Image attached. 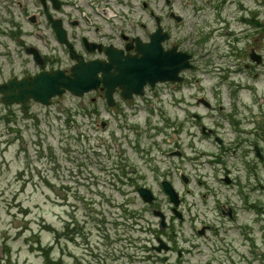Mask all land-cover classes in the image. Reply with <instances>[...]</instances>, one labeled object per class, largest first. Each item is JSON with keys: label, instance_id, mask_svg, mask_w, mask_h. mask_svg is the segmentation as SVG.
<instances>
[{"label": "rangeland", "instance_id": "rangeland-1", "mask_svg": "<svg viewBox=\"0 0 264 264\" xmlns=\"http://www.w3.org/2000/svg\"><path fill=\"white\" fill-rule=\"evenodd\" d=\"M234 7V4L226 6L227 18ZM260 10L264 18V7ZM206 19L212 23V11ZM214 40L209 41L206 51L212 57L219 50L213 46ZM245 41L242 42L244 49ZM194 47L199 52L200 48ZM255 52L263 58L260 52ZM243 57L245 61L250 60L248 53L243 52ZM8 75L9 71L1 74L0 81ZM248 81L257 85L258 93L242 89L240 94L245 100L237 102L239 108L234 101L219 102L227 104L228 109L238 108L240 125L234 126L225 113L207 115L206 125L218 128L219 133L214 131L197 143L194 140L195 148L186 145V137L182 147L185 159L166 153L174 149V134L166 116L172 119L177 109L168 100L156 97L140 100L136 111L127 110L129 120L125 116H113L109 111L99 116L90 115L91 94L79 98L68 92L55 98L50 106L30 101L26 108L0 100V264H50L39 250L41 245L51 247L52 264H164L160 259L163 253L147 249L145 243L151 248L152 243L157 244L158 232L166 235L173 229H160L152 208L134 220L135 226H131V219L124 217L123 205L132 211L130 215L144 209L145 205L138 190L130 185L122 186L119 176L117 180L112 177L114 163L123 156L124 148L125 158L137 162L140 169L138 173L137 169L129 168L130 177L141 176L135 182L139 187H152L158 208L167 214L171 212V202L161 185L165 179L182 192V206L187 216L199 214L203 219L202 193L206 188L210 193L206 209L210 220H214L218 215L217 200L228 199L243 205L239 188H249L251 173V183H256L259 189L248 192L262 207L264 161L256 159L253 144L264 151V77L250 76ZM243 82L247 83L245 79ZM104 104L102 99L96 103L101 110ZM121 104L125 107L123 102ZM102 119L108 120L105 128L101 126ZM128 121L133 124L131 128L125 125ZM137 134L148 157L146 153L141 155L135 151L129 143ZM216 135L224 138L225 147L218 145ZM220 157L232 170L230 176L238 178L237 183H227L221 178L225 176L221 170L223 164L211 162ZM189 158H195L194 171ZM183 172L191 173L188 186L181 180ZM253 173H257V179ZM97 216L102 218L100 225ZM253 216L252 211L244 213L245 218ZM189 226L187 220L183 228L176 229L188 237L193 234ZM148 254L153 257L149 259ZM198 259L206 262L203 257Z\"/></svg>", "mask_w": 264, "mask_h": 264}, {"label": "flooded vegetation", "instance_id": "flooded-vegetation-1", "mask_svg": "<svg viewBox=\"0 0 264 264\" xmlns=\"http://www.w3.org/2000/svg\"><path fill=\"white\" fill-rule=\"evenodd\" d=\"M249 1L241 0L243 5L239 6L243 12L240 21L245 27L232 31L226 11L213 0H0V75L9 71L0 84L11 78L28 77L35 74L36 70L51 68L52 65L55 68H70L75 62L69 57L71 63L67 64L66 54L71 52L72 47L87 61L105 60L109 48L139 53L153 32L161 28L163 48L190 54L193 67L181 72V81L160 82L155 88L146 86L142 96L134 94L131 99L123 100L122 90L118 88L112 109L117 108L118 113L128 116L119 100L135 111L139 105L137 101L151 95L149 91L156 90L158 98L170 93L172 98L182 103L179 106L183 123L179 124L177 119L173 126L176 141L182 140L184 131L189 140L194 136L190 130L195 126L200 127V137L195 135V138L205 139L206 133L214 130L206 129V114L193 110L190 112L188 101L220 99L215 86L238 85L237 76L242 70L239 63L244 51L247 54L254 49L262 54L260 62L245 64L248 67L245 71H252L257 79L264 77V38L254 31L252 24L254 16L262 18V15L259 10H251ZM211 11L213 24L206 19ZM237 11L233 10L232 15ZM57 30L66 31L69 45L60 41ZM212 35L220 38V41L215 38L213 46L223 53L206 60V56L210 55L206 51L209 50ZM244 40L247 45L245 49L242 44ZM194 46L200 48L199 52ZM210 68L220 69L222 81L217 85L206 86V73ZM92 93L91 100L99 111L95 104L100 99H106V90L101 84ZM227 170L230 172L225 167L224 175ZM250 186L249 192H255V188ZM249 192L248 195L243 194L248 198L243 205H236L228 199L217 200L218 215L214 220H210L211 215L206 209V198L210 194L206 188L202 194L205 203L203 219L199 214L187 216L181 206L185 217L181 220L175 217L169 222V228L174 229V225L183 228L182 224L189 220L193 234L185 237L179 229H174L171 235L166 234L171 248L164 258L177 264H264V206L259 207L250 198ZM246 210L252 211L254 216L245 218ZM198 221L200 225H197ZM199 257L205 258L206 263Z\"/></svg>", "mask_w": 264, "mask_h": 264}, {"label": "water", "instance_id": "water-1", "mask_svg": "<svg viewBox=\"0 0 264 264\" xmlns=\"http://www.w3.org/2000/svg\"><path fill=\"white\" fill-rule=\"evenodd\" d=\"M149 45L155 47V42ZM141 53V57L128 55L125 60L120 59L119 56L121 55L119 54H110V62L105 64L99 60L88 63L80 62L73 66L71 75H67L64 70L45 71L31 78L19 81L12 80L1 86L0 90L10 103L26 102L33 97L44 104H50L52 97L62 95L67 89L75 95L82 96L84 93L97 88L101 81L98 78V73L102 71L103 82L111 101V93L117 86L123 88L124 94L127 95L126 90L137 82L145 83L150 80L153 83L158 78L166 79L174 76L167 72L165 62L161 61L158 52L148 49ZM114 66L119 73L112 76L110 70ZM172 71L174 73L176 68H173ZM17 89L19 93L16 92ZM165 187L171 193L172 200L178 203L177 195L172 187L167 182H165ZM140 193L148 201H152L154 197L152 192L146 188H141Z\"/></svg>", "mask_w": 264, "mask_h": 264}, {"label": "trees", "instance_id": "trees-1", "mask_svg": "<svg viewBox=\"0 0 264 264\" xmlns=\"http://www.w3.org/2000/svg\"><path fill=\"white\" fill-rule=\"evenodd\" d=\"M136 178H133V180H135ZM39 250H42L43 252H44V254H45V256H46V261H47V263H50V264H52V256H51V247H49L48 248V246L47 247H45V246H39Z\"/></svg>", "mask_w": 264, "mask_h": 264}]
</instances>
